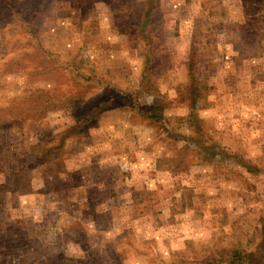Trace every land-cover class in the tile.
<instances>
[{
  "label": "rangeland",
  "instance_id": "374dc122",
  "mask_svg": "<svg viewBox=\"0 0 264 264\" xmlns=\"http://www.w3.org/2000/svg\"><path fill=\"white\" fill-rule=\"evenodd\" d=\"M227 251L264 264V0H0V264Z\"/></svg>",
  "mask_w": 264,
  "mask_h": 264
},
{
  "label": "trees",
  "instance_id": "16d2710c",
  "mask_svg": "<svg viewBox=\"0 0 264 264\" xmlns=\"http://www.w3.org/2000/svg\"><path fill=\"white\" fill-rule=\"evenodd\" d=\"M75 76L77 78H80L79 73H76ZM80 80L82 82L85 81L84 79H80ZM255 254H257V253H255ZM216 255L217 256H215L214 260L210 259L209 261H205V263L206 264H212L213 262H218V261L222 262L223 261V262H226L227 264H239V262H241L244 258L247 261L251 257L257 258L256 255H253V253H249V254L247 253V254L242 255L240 252H237V251H227L226 257H223V256L218 255V254H216ZM237 257L240 258L239 261L236 260Z\"/></svg>",
  "mask_w": 264,
  "mask_h": 264
}]
</instances>
